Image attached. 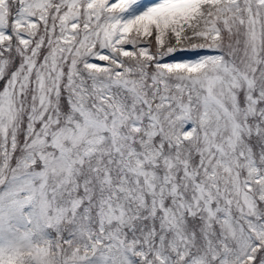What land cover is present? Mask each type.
I'll list each match as a JSON object with an SVG mask.
<instances>
[{"label": "snow or ice", "instance_id": "1", "mask_svg": "<svg viewBox=\"0 0 264 264\" xmlns=\"http://www.w3.org/2000/svg\"><path fill=\"white\" fill-rule=\"evenodd\" d=\"M0 264H264V0H0Z\"/></svg>", "mask_w": 264, "mask_h": 264}]
</instances>
